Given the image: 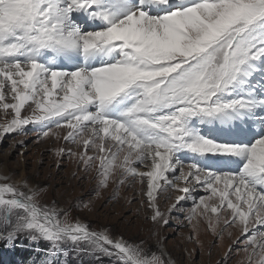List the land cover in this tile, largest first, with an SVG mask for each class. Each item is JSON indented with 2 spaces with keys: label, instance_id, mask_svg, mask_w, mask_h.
Returning <instances> with one entry per match:
<instances>
[{
  "label": "snow or ice",
  "instance_id": "6c2138e0",
  "mask_svg": "<svg viewBox=\"0 0 264 264\" xmlns=\"http://www.w3.org/2000/svg\"><path fill=\"white\" fill-rule=\"evenodd\" d=\"M29 125L154 224L190 201L189 222L235 231L223 264L233 245L264 264V0H0V140ZM39 194L0 173V248L30 249L16 264H67L65 247L75 264H173Z\"/></svg>",
  "mask_w": 264,
  "mask_h": 264
},
{
  "label": "rangeland",
  "instance_id": "374dc122",
  "mask_svg": "<svg viewBox=\"0 0 264 264\" xmlns=\"http://www.w3.org/2000/svg\"><path fill=\"white\" fill-rule=\"evenodd\" d=\"M37 132L36 126L29 125L24 134L14 132L0 140V173L11 174L13 179L23 177L36 186L40 190L39 203L69 210L70 223L80 220L93 227L114 226L126 239L146 241L153 251L163 247L173 264H223L224 253L235 238V231L232 238L226 232L223 239H218L208 229L206 221L197 217L189 222L190 201H182L177 206L184 211L174 212L168 225L154 224L146 218L151 212L141 207L138 200L129 203L134 195L132 190L121 187L114 192L115 185L111 183L106 188H98L94 172L86 174L75 158L57 154L60 147L66 146L65 141L51 137L38 139ZM191 155L188 153L187 157ZM196 162L205 166L202 158H197ZM83 204H89L91 210H82ZM161 207L166 210L168 205L162 202ZM238 247L241 246L233 245L230 264L244 260L243 252L236 251ZM29 250L23 245H17L14 250L0 248V264H16ZM58 259L75 264L76 256L65 247V254ZM83 264L94 262L85 260Z\"/></svg>",
  "mask_w": 264,
  "mask_h": 264
},
{
  "label": "bare ground",
  "instance_id": "6f19581e",
  "mask_svg": "<svg viewBox=\"0 0 264 264\" xmlns=\"http://www.w3.org/2000/svg\"><path fill=\"white\" fill-rule=\"evenodd\" d=\"M202 160H203L202 163L205 166H209V167H212L210 165L223 167L224 164L226 165V164H230L231 163V161L228 158H219L217 160H215V158H214L213 160H210V157L206 156V157H203Z\"/></svg>",
  "mask_w": 264,
  "mask_h": 264
}]
</instances>
